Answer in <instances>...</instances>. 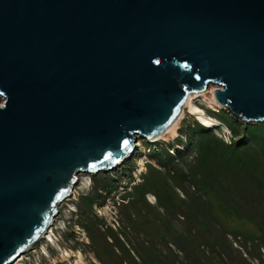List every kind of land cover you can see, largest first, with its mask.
<instances>
[{
  "label": "water",
  "instance_id": "95a60500",
  "mask_svg": "<svg viewBox=\"0 0 264 264\" xmlns=\"http://www.w3.org/2000/svg\"><path fill=\"white\" fill-rule=\"evenodd\" d=\"M209 85L264 122V0H0V264Z\"/></svg>",
  "mask_w": 264,
  "mask_h": 264
},
{
  "label": "rangeland",
  "instance_id": "374dc122",
  "mask_svg": "<svg viewBox=\"0 0 264 264\" xmlns=\"http://www.w3.org/2000/svg\"><path fill=\"white\" fill-rule=\"evenodd\" d=\"M206 93L192 102L214 124L185 107L174 132L78 172L48 233L9 264H264V122Z\"/></svg>",
  "mask_w": 264,
  "mask_h": 264
},
{
  "label": "bare ground",
  "instance_id": "6f19581e",
  "mask_svg": "<svg viewBox=\"0 0 264 264\" xmlns=\"http://www.w3.org/2000/svg\"><path fill=\"white\" fill-rule=\"evenodd\" d=\"M215 87V86H214ZM212 90H213V88H211V87H206L204 90H202V91H199V92H192V93H188L187 94V96H186V98H185V100H184V102H183V105H182V107H181V111L179 112V114H178V116H177V118L175 119V121L170 125V126H168L163 132H161L160 134H158L157 136H155V137H153L152 139H148L149 141H152V140H157L158 138H161V136H163L165 133H167V132H169V131H171V132H174V127H175V124L177 123V120L179 119V117L181 116V114H182V112H183V109L186 107H189L190 108V110H192V113H193V115H194V112H195V115L197 114L198 115V119H199V121H201V122H203L205 125H207V126H209V125H212V124H214L212 121H214V120H212L211 118H209V117H207L206 115H205V113L204 112H202L201 110H199V109H197V106H195V104L192 102V98L193 97H199V96H203L206 92H209V94H210V96H209V98H206L205 99V101L209 104V105H215V106H218V107H220L221 108V106L214 100V98H213V95H212ZM207 94V93H206ZM205 94V95H206ZM205 95H204V97H205ZM208 97V96H207ZM204 125V126H205ZM137 141V140H136ZM139 144V142H137V143H134V147L136 146L137 147V145ZM131 154V153H130ZM129 154V155H130ZM128 155V156H129ZM124 159V158H123ZM122 159V160H123ZM139 160V162L140 163H142V158L141 159H138ZM119 163V162H118ZM118 163H116V164H118ZM115 164V165H116ZM71 190V189H70ZM51 220H52V218H51ZM51 220H50V222H49V224H48V226L44 229V232H43V234L42 235H44L45 233H48L47 232V228L50 226V224H51ZM49 235V234H48ZM46 240H47V238H46ZM50 241V240H49ZM21 255V254H20ZM20 255H18L17 256V258L20 256ZM16 259V258H15ZM15 259L13 260V261H15ZM13 261H11V262H13ZM10 262V263H11Z\"/></svg>",
  "mask_w": 264,
  "mask_h": 264
},
{
  "label": "trees",
  "instance_id": "16d2710c",
  "mask_svg": "<svg viewBox=\"0 0 264 264\" xmlns=\"http://www.w3.org/2000/svg\"><path fill=\"white\" fill-rule=\"evenodd\" d=\"M198 126V125H197ZM202 127H204V126H202ZM157 158V157H156Z\"/></svg>",
  "mask_w": 264,
  "mask_h": 264
}]
</instances>
